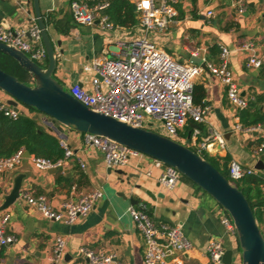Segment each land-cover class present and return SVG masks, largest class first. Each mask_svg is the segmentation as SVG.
<instances>
[{"label": "crops", "instance_id": "obj_1", "mask_svg": "<svg viewBox=\"0 0 264 264\" xmlns=\"http://www.w3.org/2000/svg\"><path fill=\"white\" fill-rule=\"evenodd\" d=\"M80 1L93 4L96 0ZM133 1L130 0L136 12V24L117 25L110 20L113 27L105 28L98 21L93 25L78 23L72 0H40L55 46L54 77L67 90L79 83L92 91L94 73L90 66L93 61L99 57H119L124 44L142 34ZM238 1L178 0V15L166 31L151 33V39L183 62H193V56L205 62H218L221 46L228 47L229 66L242 95L250 102L258 95L264 96V0H245L243 13L237 10ZM209 11L214 14L208 15ZM34 23L37 19L33 0H0V26L19 29L29 28ZM247 42L253 43L252 50L241 49ZM214 47L217 50H213ZM253 55L262 60L260 67L248 65ZM197 88L198 98L199 88L205 93L198 104L208 106L209 112L201 123L189 121L180 131L181 138L188 139L196 129L200 131L199 140L211 137L212 133L217 138L209 139L211 144L205 151L209 155L220 158L229 155L230 162L237 161L246 168H256L259 161L264 164V152H255L264 140V125L255 131L247 127L238 129L237 125H242L239 109L230 103L224 83L207 69L195 77L194 94ZM10 99L11 96L0 89V101L8 103ZM18 108L20 115L34 119L59 141L66 140L74 154L64 159L58 168L41 169L30 157H25L15 169L0 173V208L14 187L16 176L23 177L20 197L0 209V221L9 213L7 229L17 237L15 243L0 247V264H88L79 254L81 246L114 253L110 264H144V239L126 213L134 204L131 199L146 205L159 223H184L185 233L193 243L186 253L185 264H214L207 253L212 237L221 239L227 248L236 247L237 242L220 220L223 207L193 181L182 176L172 188L164 187L159 178L166 164L147 155L132 157L124 166L110 167L103 153L86 143L84 132L68 126L61 130L59 123H54L41 111L21 104ZM12 140L11 136L6 138L8 144ZM258 174L264 175V168L258 169ZM97 189L103 191L102 198L90 213L69 225L47 219L24 197L26 192L45 194L56 208H61L65 201L76 200ZM57 236H62L66 244L60 259L55 261Z\"/></svg>", "mask_w": 264, "mask_h": 264}, {"label": "built area", "instance_id": "obj_2", "mask_svg": "<svg viewBox=\"0 0 264 264\" xmlns=\"http://www.w3.org/2000/svg\"><path fill=\"white\" fill-rule=\"evenodd\" d=\"M177 1L134 0L142 34L134 41L124 44L119 57H99L93 61L90 66L94 73L92 91L79 83L72 84L68 91L91 109L135 127H147L156 131L157 121L160 124L158 127H162L174 140L177 137L182 139L180 131L189 121L203 122L209 107L195 103L194 79L205 68L194 62L175 59L151 39V33L166 31L178 15ZM71 5L78 23L93 25L98 21L105 28L113 27L105 12L110 5L109 0H99L93 4L72 0ZM237 10L239 13L246 11L245 0L238 1ZM213 14V11L208 12V15ZM0 42L23 51L37 63L47 59V50L38 23L19 29L0 26ZM241 49L252 50L253 43L247 42ZM229 53L228 47L221 46L219 61L206 62V69L224 83L230 103L241 110L248 107L249 101L242 95L229 66ZM248 65L260 67L262 60L253 55ZM0 113L11 119L20 116V111L5 101H0ZM261 126L255 125L246 129L255 131ZM237 128L242 129L244 126L238 124ZM199 133L196 129L189 142L183 139L182 143L202 155L204 151L209 150V139H215L217 136L211 133V137L199 140ZM85 141L103 153L105 162L110 167L124 166L132 157L144 155L141 151L104 135L87 132ZM60 144L64 149L63 157L54 160L31 154L33 164L41 169L61 167L64 159L71 157L74 151L66 140L61 139ZM220 145H223V141H220ZM255 152H264V140L256 147ZM24 158V147L9 156H0V173L15 169ZM81 164L85 166L84 163ZM257 173L258 169L246 168L237 161L229 163V174L234 180ZM181 177L182 173L176 167L166 165L159 181L164 187L172 188ZM102 196V190H92L76 200H67L61 208H56L45 194L24 193L27 203L36 207L44 217L68 225L90 213ZM128 213L144 239V264H185L186 253L193 247V243L185 233L183 222L159 223L151 216L146 205L140 203L130 205ZM9 220V213H5L1 218L0 247L13 244L17 240L16 235L7 229ZM220 220L237 242L233 248L235 254L231 264H244L236 226L224 208ZM65 244V239L57 236L53 260L60 259ZM227 249L221 239L212 237L207 246V253L214 264H224L223 256ZM78 250L80 256L88 260V264H110L115 258L114 253L97 251L89 246H81Z\"/></svg>", "mask_w": 264, "mask_h": 264}, {"label": "water", "instance_id": "obj_3", "mask_svg": "<svg viewBox=\"0 0 264 264\" xmlns=\"http://www.w3.org/2000/svg\"><path fill=\"white\" fill-rule=\"evenodd\" d=\"M37 23L41 28L43 43L47 50V66L40 65L26 53L0 42V51L13 57L32 77L26 83L0 67V89L11 96L8 101L15 109L23 103L49 116L58 128L73 127L84 133L108 136L124 145L141 151L166 165L176 167L205 192L211 195L233 218L244 264H264V227L261 228L252 206L242 190L235 186L219 169L187 144L147 127H135L112 116L97 112L73 96L54 77L56 68L55 46L46 27L40 0H33ZM23 6V3H20ZM192 61L202 65L200 57ZM199 127L198 124L194 125ZM188 135L187 142L190 140ZM31 153L26 150L25 157ZM257 169H263L259 161ZM23 177L16 176L14 187L5 196L0 209L8 207L21 195ZM150 194V193H149ZM151 195V194H150ZM139 204L138 199H131ZM235 251L228 248L223 256L224 264H231Z\"/></svg>", "mask_w": 264, "mask_h": 264}, {"label": "trees", "instance_id": "obj_4", "mask_svg": "<svg viewBox=\"0 0 264 264\" xmlns=\"http://www.w3.org/2000/svg\"><path fill=\"white\" fill-rule=\"evenodd\" d=\"M109 1L110 5L105 12L113 23L117 25H133L137 23L134 5L130 0ZM212 49L217 50L216 47ZM0 67L6 72L17 76L23 82H33L31 75L13 57L1 51ZM199 89H201L199 98L198 88L194 94V100L197 103L201 101V98L205 94L203 88ZM29 107L37 110L32 106ZM238 114L244 127L264 125V96L258 95L255 97V99L249 102L248 107L239 110ZM8 136H11L13 139L10 144L6 142ZM21 147H24L31 154L54 160L64 155V149L59 139L55 135L43 130L34 119L25 115H20L17 119H11L0 113V156H9ZM202 156L244 192L252 206L259 225H264V175L257 173L246 175L240 180H234L229 174V155L220 158L211 156L208 152L204 151Z\"/></svg>", "mask_w": 264, "mask_h": 264}, {"label": "rangeland", "instance_id": "obj_5", "mask_svg": "<svg viewBox=\"0 0 264 264\" xmlns=\"http://www.w3.org/2000/svg\"><path fill=\"white\" fill-rule=\"evenodd\" d=\"M77 1H79V2H81L80 0H77ZM39 62V64L40 65H43V66H46L47 64H48V61H47V59L46 60H42V61H38ZM65 89H66V87H65ZM23 107H28L27 105H25V104H23V103H20ZM155 125H156V131H158V132H160V133H162V134H165V135H168V136H170L164 129H162V127H158L160 124L156 121L155 122ZM176 140H178V141H181V142H183V138L182 139H180L179 137H177V138H175ZM145 156H146V154H144ZM148 156V155H147ZM151 157V156H150ZM151 158H153V157H151ZM182 176L183 177H185L183 174H182ZM187 179V178H186ZM207 193V192H206ZM208 194V193H207ZM209 195V194H208ZM126 213H127V215L128 216H130V214L128 213V208L126 209ZM260 227L261 228H263L264 227V225L262 224V225H260Z\"/></svg>", "mask_w": 264, "mask_h": 264}]
</instances>
